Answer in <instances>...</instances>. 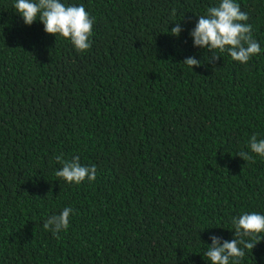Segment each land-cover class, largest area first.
<instances>
[{"label":"trees","instance_id":"trees-1","mask_svg":"<svg viewBox=\"0 0 264 264\" xmlns=\"http://www.w3.org/2000/svg\"><path fill=\"white\" fill-rule=\"evenodd\" d=\"M15 2L0 0V264H211L210 236L264 215V158L248 147L264 139V0H234L261 49L247 63L193 46L220 0H61L94 18L84 52ZM58 155L96 179L56 177ZM65 207L54 236L43 224ZM244 251L238 264H264V238Z\"/></svg>","mask_w":264,"mask_h":264},{"label":"clouds","instance_id":"clouds-1","mask_svg":"<svg viewBox=\"0 0 264 264\" xmlns=\"http://www.w3.org/2000/svg\"><path fill=\"white\" fill-rule=\"evenodd\" d=\"M13 7L20 15L25 25H31L39 20L44 26V32L55 37L69 40L78 52H84L90 48V36L94 18L81 4L65 5L61 0H16ZM248 15L240 10L234 0H220L218 6L209 7L205 15L198 17L195 27L190 31L193 46L224 52L227 50L233 61L247 63L250 58L260 53V45L252 38V27L246 23ZM182 28L179 23L170 30L171 35L179 36ZM219 56L213 55L210 61H215ZM183 64L199 67L201 61L192 57L184 59ZM251 152L264 158V139L257 140L253 135L248 141ZM245 162L252 161L253 157L248 152L237 154ZM80 157L74 156L71 160L56 156V161L62 167L55 172L56 177L62 178L68 183L80 184L85 179L92 182L96 179V166H82ZM73 210L65 207L58 215H51L43 224L45 230H49L55 236L69 227V217ZM234 238L223 240L218 236H210L211 244L204 255L211 264H229L230 258L238 260L245 256V249L252 250L264 236V215L258 213H245L232 220ZM243 237L252 239L244 240ZM243 245V248L240 247Z\"/></svg>","mask_w":264,"mask_h":264}]
</instances>
